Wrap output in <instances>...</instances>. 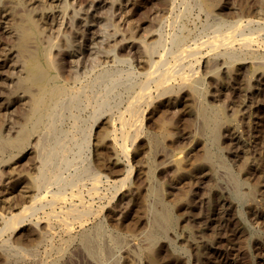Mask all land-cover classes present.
Returning a JSON list of instances; mask_svg holds the SVG:
<instances>
[{
    "label": "rangeland",
    "instance_id": "1",
    "mask_svg": "<svg viewBox=\"0 0 264 264\" xmlns=\"http://www.w3.org/2000/svg\"><path fill=\"white\" fill-rule=\"evenodd\" d=\"M202 1L211 4L210 12L203 7ZM22 3L24 4L21 6L24 7L23 9L19 6L12 7L10 0H0V264H126L127 262V264H145L143 253L149 244L146 239L147 233L152 230L154 215L159 210L154 197L147 192L148 186L151 188L153 186L152 189L155 188V190L163 188L161 196L170 206L183 202L179 213L180 232L179 229L175 235L168 231L163 232L156 244L160 253V264H211L209 260L212 261L211 257L215 252L221 253L222 257L214 260V264H264V141L262 142L264 139V73L255 71L256 73L250 74L251 63L261 62L257 56L264 55V41H262L264 40V30L262 29L264 0H62V2L22 0ZM61 6H64V9ZM25 9L26 11H24ZM27 11L34 15L40 29L45 32L43 41L50 48L48 60L50 62L51 59L49 64L51 71L55 74L56 84L71 92L80 91L79 94H81L84 91L87 97L79 95L82 100L80 97L78 98L77 103L80 105L78 104L79 106L74 109L73 113L70 112L69 106H64L63 111L61 110L62 115H59L57 121L59 122L58 130L60 129L61 143H67L65 148L58 152L73 163L70 166L73 170L69 167L62 168L65 173L63 176L66 179L73 177L72 184L65 188L60 186V189L58 186L49 185L50 187L46 188L48 192L43 189L45 192L41 190V193H29L28 199L29 196L32 199L36 195L34 193H39L38 196L42 197H39L42 204L47 202L46 205L44 204V207L42 204L39 205L15 230L6 229V231L1 216L9 218L10 215L18 213L31 200L23 196L21 191L27 190V186L31 184L30 179L36 177L38 164L41 163L40 160L45 159L51 141L50 135L48 136L44 132L42 134L41 125H37L35 107L20 92L15 93V80L20 76L22 69L21 62L17 63L19 59L13 52L15 36L9 29L10 18L11 15H22ZM248 21H252V23L246 25ZM51 22L54 25H51ZM236 23L246 25L243 33L253 40L255 38L256 44L253 42L254 44L250 47L253 49H249L256 59H252L249 55H243L241 61L229 66L228 63H224L222 56H214L215 53L209 49L207 43L216 35V30L221 24L223 29H228L229 24ZM89 32H93L94 40L89 41L91 37ZM158 34L162 35V38L165 37L163 40L165 44L163 43V48L159 47L158 51L156 49L157 53H154V59L159 56V53L160 55L164 52L168 53L165 57V59L167 58L166 64L173 62L171 54L176 51L171 46L173 44L170 39L173 34L174 36L184 35L182 50L199 46L198 55L201 56L197 55L194 63V58L185 60V68H183V72L189 74L191 72L188 75L199 81V84L196 83L199 97L193 100L186 87L180 86L181 88H179L181 84L179 78H174L176 82L174 80L170 82V85L174 84L172 86L176 89L175 96L172 95L173 99L168 94L163 98L158 96L162 99L157 98L156 92L158 91L154 83L148 82L151 83L149 87L146 82L145 86L146 88L148 86L147 92L152 97L153 103L148 105L149 107L146 104L140 107V111L142 110V132L134 134L130 143L129 141L125 142L129 153V161H127V158L120 153L119 148H115L113 145L112 137L105 134L112 130L117 132L120 127L122 130L121 122L116 121V117L118 118V115L122 114H124V119L128 117L125 112L128 100L134 97L135 92L140 91L139 87L145 81L144 72L148 71L147 66L142 62V43L151 45L158 40ZM203 45L204 47L201 48L200 46ZM88 46L90 49L86 48ZM12 47L13 49H11ZM235 47L237 46L235 45ZM10 52L11 55H9ZM71 54H77V58L70 56ZM197 59L199 60L197 61ZM192 64L194 65L191 66ZM191 67L193 68L191 69ZM230 67L232 70L229 69ZM143 79L144 81H142ZM102 94L108 95L107 105L111 109L105 106L103 114L99 115L98 119V116L95 117L92 107L99 100H96L97 97L100 98ZM203 105L221 109L228 121L224 122L220 128L219 145L216 147L208 139L209 136L201 132V119L197 117L196 110ZM155 106H159L158 112L155 110ZM164 109L166 110L164 111ZM69 112L75 117L77 116L78 126L76 129L72 127L74 126L73 118ZM106 112L109 116L111 114V120L116 121L112 120L115 128L111 129L106 126L107 124L105 125V121L109 118L108 114H105ZM160 124L169 126L168 130L170 128V131L168 140L166 139L163 148L159 150L160 152L158 151L157 155L153 153L154 158L151 155L155 166L157 165V172L152 179L154 182L151 180L152 184H150L147 177L148 152H139L147 146L148 137L158 131ZM121 130L119 133L115 132L118 139L121 136L119 135ZM75 132L77 133L75 134ZM97 132H102L103 135L96 142ZM22 136H25V140L20 143L19 138ZM204 145L207 147L211 145L209 148L215 150L214 154L222 161L215 165L213 172H210L206 165L200 168L197 166L201 163ZM95 146L97 149L103 150L109 159L108 164L106 163L107 165L104 167L93 162ZM77 154L79 156L76 157ZM175 160H182L187 164L186 173L176 174L172 166ZM247 166H250V169ZM78 167L83 168L87 173ZM240 167L242 168L240 169ZM128 168L133 170L130 180L122 187L118 185L121 188L113 186L112 181L122 178ZM96 172L101 178L97 183V190L94 192L91 190V186L92 178ZM88 180L90 181L88 182ZM54 187H57L59 191ZM115 188L119 191L116 192ZM253 189L255 190L252 192V196L248 195V192ZM237 191L244 195V200H238L235 197ZM43 193L45 197L41 195ZM51 193L65 198L62 197L58 202L55 201L54 205ZM61 196L59 197L61 198ZM7 198L10 201H7ZM251 201L254 207L252 206L251 211H248L246 205ZM75 208H80L78 211L81 212L87 208L89 214L92 213L76 218L68 216ZM67 209H70L71 212ZM66 228L70 230L68 231ZM187 232L191 233L193 240L186 237L188 236ZM178 234L179 236H177ZM186 238H188V242ZM183 239L184 243H181ZM3 242L4 244H2ZM5 244L9 246L7 245L6 248ZM1 247H3L2 250ZM10 247L13 248L8 249ZM94 248L95 250H93ZM195 249L200 251V258L195 257ZM205 250H208L209 254ZM5 251L11 256L8 260L5 258ZM174 255L180 256V258L175 259L177 257Z\"/></svg>",
    "mask_w": 264,
    "mask_h": 264
},
{
    "label": "bare ground",
    "instance_id": "2",
    "mask_svg": "<svg viewBox=\"0 0 264 264\" xmlns=\"http://www.w3.org/2000/svg\"><path fill=\"white\" fill-rule=\"evenodd\" d=\"M11 1V5H13L12 7H15L16 8V6H19V7H21V6H23L24 4H25V2H24V4L22 3V0H10ZM50 1H52V2H56V1H59V2H62V0H50ZM73 1V0H72ZM107 1V0H106ZM117 1H120V0H117ZM111 2H113V1H111ZM29 3V2H28ZM114 3V2H113ZM23 4V5H22ZM48 4V3H47ZM50 4H51V2H50ZM98 4V3H97ZM38 5V4H37ZM36 5V6H37ZM49 5V4H48ZM64 5V4H63ZM202 5H203V7L208 11V12H210L211 11V4H208V3H206V2H203L202 1ZM51 6V5H50ZM59 6V5H58ZM107 6H109V5H107ZM121 6V5H120ZM52 7V6H51ZM62 7V6H61ZM64 7V6H63ZM62 7V8H63ZM18 8V7H17ZM22 8V7H21ZM24 8V7H23ZM22 8V9H23ZM47 8V7H46ZM111 8V7H110ZM186 8V7H185ZM9 9V8H8ZM13 9V8H12ZM29 9V8H28ZM39 9V8H38ZM37 9V10H38ZM59 9V8H58ZM64 9V8H63ZM91 9V8H90ZM120 9V8H119ZM62 10V9H61ZM89 10V9H88ZM98 10V9H97ZM121 10V9H120ZM173 10V9H172ZM12 11V10H11ZM24 11H26V9L24 10ZM42 11H44V10H42ZM71 11V10H70ZM112 11V10H111ZM125 11V10H124ZM41 12V11H40ZM39 12V13H40ZM179 12V11H178ZM177 12V13H178ZM182 12V11H181ZM38 13V12H37ZM55 13V12H54ZM61 13V12H60ZM206 13V12H205ZM12 14V13H11ZM123 14V13H122ZM132 14V13H131ZM113 15V14H112ZM124 15V14H123ZM119 16V15H118ZM125 16V15H124ZM127 16V15H126ZM131 16V15H130ZM174 16V15H173ZM7 17V16H6ZM55 17V16H54ZM54 17H53V19H54ZM58 17H59V15H58ZM85 17V16H84ZM115 17H116V15H115ZM40 18V17H39ZM62 18V17H61ZM81 19V18H80ZM10 20H11V24H10V27H9V29L11 30V32L14 34V36H15V44H14V50H13V52H15V55L18 57L17 59H19V60H17V63H19V62H21L20 64V66H21V69H22V72H21V74H20V76L17 78V80H15L16 81V91H15V93L16 92H20V94H22V96L25 98V99H27L29 102H30V104L32 105V106H34L35 107V109L34 110H36V115H37V117H36V120H37V125H41V133L43 134V132H44V134L46 133L48 136L50 135V137H51V141L49 142V150L47 151V153H46V157H45V159L44 160H40L41 161V163L40 164H38L39 165V167H37V175H36V177H33V178H31L30 179V181H31V184L30 185H28L27 187H28V189L27 190H23V191H21V194L23 193V196H25L27 199H28V194L29 193H33V192H39V193H41L40 191L41 190H45L47 187H50L51 185L52 186H58V188L60 187V186H64L63 188H65V186L67 187V186H70V184H72V180H74L73 179V177H70V178H72V179H66L64 176H63V174H65V173H63V171H62V168H70V166H72V162L71 161H68L66 158H65V156L63 155V154H61V153H59L58 152V150H60V149H64L65 148V146L67 145V143H61V138L59 137V130H58V123L59 122H57L58 121V119H59V115L61 114V112L63 111L62 110V108H64V106H66V107H68L69 106V108H70V112L71 113H73V111H74V109L77 107V106H79L80 104L79 103H77L78 101V98L81 96H86L87 97V94H85V92L83 91L81 94H79V92L80 91H75V92H71V91H68L67 89H65V88H62V87H60V86H58L57 84H56V79H55V74L51 71V69H50V62H51V59H50V62H49V57H48V53H49V46L48 45H45V43H44V41H43V39H44V33L45 32H43V30H41L40 29V26L38 25V21H36V19H35V17H34V15L32 14V13H30L29 11H27V12H23V14L22 15H15V16H13V15H11V18H10ZM57 20V19H56ZM62 20V19H61ZM244 20V19H243ZM44 21V20H43ZM46 21V20H45ZM53 21V20H52ZM179 21V20H178ZM89 22V21H88ZM243 22V21H242ZM7 23V22H6ZM52 23V22H51ZM117 23V22H116ZM126 23V22H125ZM224 23V22H223ZM226 23V22H225ZM228 23V22H227ZM246 23V22H245ZM244 23V24H245ZM252 23V21H248V23L246 24V25H250ZM56 24V23H55ZM173 24V23H172ZM178 24V23H177ZM51 25H54V23H52ZM59 25V24H58ZM113 25V24H112ZM115 25V24H114ZM224 25V24H223ZM245 25V26H246ZM6 26V25H5ZM43 26V25H42ZM101 26V25H100ZM116 27H117V25H115ZM114 26V27H115ZM171 26H173V25H171ZM221 26H222V24H221ZM221 26H219L218 28H217V30H216V35L207 43V45L209 46V49H211V51L213 52V53H215V55L214 56H216V57H218V56H222L223 58H222V60L224 61V63H228L229 64V66H232L231 64L232 63H237L238 61H241L242 60V56L244 55V56H246V55H249L252 59H256V56H254L252 53H251V51H250V49H253V48H250L251 47V45L252 44H256V42L254 41L255 40V38H254V40H253V38H251L250 36L249 37H247L244 33H243V29H244V27L245 26H243L241 23L239 24V23H236V24H234V25H230L229 24V26L228 25H226L225 24V26H228V29H223ZM60 27V26H59ZM249 27V26H248ZM49 28V27H48ZM70 28V27H69ZM106 28V27H105ZM109 28V27H108ZM251 28V27H250ZM53 29H55V28H53ZM57 29V28H56ZM181 29V28H180ZM179 29V30H180ZM261 29V28H260ZM262 29L264 30V25H263V27H262ZM8 30V29H7ZM115 30H117L116 28H115ZM186 30V29H185ZM247 30V29H246ZM83 31V30H82ZM89 31H91V30H89ZM108 31V30H107ZM156 31H158V30H156ZM184 31V30H183ZM187 31V30H186ZM249 31V30H248ZM262 31V30H261ZM132 32H133V30H132ZM132 32H131V34H132ZM182 32V31H181ZM253 32V31H252ZM251 32V33H252ZM255 32V31H254ZM257 32V31H256ZM11 33V34H12ZM103 33V32H102ZM101 33V34H102ZM167 33V32H166ZM214 33V32H213ZM259 33H262V32H259ZM10 34V35H11ZM12 34V35H13ZM111 34V33H110ZM160 34V33H159ZM158 34V35H159ZM175 34V33H174ZM174 34L172 35V36H170V37H172L170 40H171V42H172V44L173 45H171L173 48H174V50L176 49V51L175 52H173V54H171V58H172V63L171 64H166V60H167V58L165 59V57H167L166 55L168 54H166L165 52L163 53V54H161L160 55V53H159V56H157L156 57V59H154L155 58V56H154V53L156 52V49H157V51H158V49H159V47H161V48H163L162 46H163V40H165V37H161L160 35L158 36V40L155 42L154 41V43H152L151 45H147V44H145V43H142V54H141V57H142V59H143V63H144V65L145 66H147V68H148V71H146V72H144V76H145V81H144V79L142 80V81H144V83H143V85L141 86V87H139L140 88V91H138V93L137 92H135L134 93V97L131 99L130 98V100H128L129 102L127 103L128 105H127V107H125V112H126V114H127V118L126 119H124L123 118V116H124V114H122L121 116H119L118 115V118L116 117V121H120L121 122V126H122V130H121V127H120V130L122 131L121 132V134H119V135H121L120 136V138L118 139V137H116V134H115V132H114V130H112L111 132H107L105 135L106 136H109V137H112V139H111V141H112V143H113V145L115 146V148L116 147H118L119 148V150H120V153L122 154V155H124V157L125 158H127L126 160L127 161H129L128 160V155H129V153H128V149H127V147L125 146L126 144H125V142L126 141H129V143L133 140V138H134V134H136V133H138V132H142V130H141V117H142V113H141V111H140V107L141 106H143V104L145 105L146 104V106L147 107H149L148 105H151L152 103H153V99H152V97L150 96V94L147 92V89H148V86H147V88H146V86H145V83L147 82H152V83H154V86H155V88H156V90L158 91V92H156L157 93V96H156V94H155V96L157 97V98H159L158 96H162V98L163 97H165L167 94H168V96L169 95H173V96H175L174 95V93H176V89H175V87L174 86H172V85H174V84H172V85H170L171 83V80L173 81L174 80V78H179V80H180V82H181V84L179 85V88H181V87H186L188 90H189V94L191 95V97H192V99L193 100H195V99H197L198 97H199V93H198V91H197V88H196V83L198 82V84H199V81H197L196 79H194V78H192V76H189L190 74H191V72H190V74L189 73H185V72H183V68H185L184 67V65H185V60H187V59H193L194 58V60H193V63H194V61H196L195 59H196V56L199 54V46L198 47H193V48H187V49H184V50H182V48H181V45H182V43H184L183 42V40H184V38H183V36H180V35H175L174 36ZM181 34V33H180ZM215 34V33H214ZM255 34H257V33H255ZM7 35V34H6ZM47 35V34H46ZM89 35H91V37H90V39H89V41L90 40H92L93 39V37H94V34H93V32H89ZM171 35V34H170ZM258 35V34H257ZM103 36H104V34H103ZM115 36V35H114ZM123 36V35H122ZM256 36V35H255ZM259 36H260V34H259ZM258 36V37H259ZM47 37H48V35H47ZM111 37H113V36H111ZM212 37V36H211ZM253 37V36H252ZM264 37V36H263ZM50 38V37H49ZM67 38V37H66ZM261 38V36L259 37V39ZM86 39V38H85ZM105 39V38H104ZM209 39H210V37H209ZM258 39V40H259ZM68 40V39H67ZM87 40V39H86ZM94 40V39H93ZM169 40V41H170ZM205 40V39H204ZM261 40V39H260ZM262 41H264V40H262ZM50 42H52V41H50ZM50 42H49V44H50ZM203 42V41H202ZM254 42V43H253ZM48 43V42H47ZM70 43H72V42H70ZM99 43V42H98ZM205 43V42H204ZM136 44V43H135ZM141 44V43H140ZM165 44V43H164ZM65 45H67V44H65ZM79 45V44H78ZM108 45V44H107ZM109 45H111V44H109ZM117 45V44H116ZM201 45V44H200ZM235 45L237 46V47H235ZM98 46H99V44H98ZM257 46V45H256ZM261 46H262V44H261ZM13 47L11 48V49H13ZM97 47V46H96ZM100 47V46H99ZM114 47V46H113ZM119 47V46H118ZM201 48H203L204 47V45L203 46H200ZM264 47V46H263ZM87 49H90L89 48V46L88 47H86ZM128 48V47H127ZM160 48V49H161ZM181 48V49H180ZM250 48V49H249ZM68 49V48H67ZM105 49V48H104ZM108 49V48H107ZM116 49V48H115ZM169 49V48H168ZM167 49V50H168ZM172 49V48H171ZM264 49V48H263ZM1 50V49H0ZM53 50V49H52ZM59 50V49H58ZM141 50V49H140ZM166 50V51H167ZM174 50H172V51H174ZM202 50V49H201ZM261 50H262V48H261ZM63 51V50H62ZM163 51H164V49H163ZM208 51V50H207ZM111 52V51H110ZM254 52H257V51H254ZM6 53V52H5ZM51 53V52H50ZM108 54H109V52H107ZM112 53V52H111ZM157 53V52H156ZM211 53V52H210ZM212 54V53H211ZM9 55H11V52L9 53ZM13 55V54H12ZM77 54H71L70 56H72V57H76L77 58V56H76ZM158 55V54H157ZM256 55V54H255ZM84 56V55H83ZM96 56V55H95ZM154 56V57H153ZM198 56H201V55H198ZM243 56V57H244ZM89 57V56H88ZM87 57V58H88ZM257 57H259L260 58V60H261V62H252V61H250V59H249V61L250 62H252L251 63V66H250V74H253V73H256L255 71H262L263 73H264V55L263 56H257ZM4 58V57H3ZM107 58V57H106ZM170 58V57H169ZM200 58V57H199ZM215 59V58H214ZM219 59V58H218ZM4 60V59H3ZM199 59H197V61H198ZM201 60H202V58H201ZM260 60H258V61H260ZM10 61V60H9ZM19 61V62H18ZM71 61V60H70ZM78 61V60H77ZM77 61H75V62H77ZM188 61V60H187ZM257 61V60H256ZM12 62V61H11ZM74 62V61H73ZM91 62V61H90ZM117 62H119V61H117ZM122 62V61H121ZM4 63V62H3ZM71 63V62H70ZM105 63V62H104ZM131 63V62H130ZM169 63V62H168ZM217 63V62H216ZM224 63H223V65H224ZM79 64V63H78ZM93 64H94V62H93ZM188 65H190L189 63H187ZM196 64V63H195ZM17 65V64H16ZM76 65V64H75ZM188 65L186 66V68L188 67ZM194 64H192L191 66H193ZM204 65V64H203ZM217 65V64H216ZM18 66V65H17ZM210 66V65H209ZM208 66V67H209ZM228 65H227V67H229ZM234 66V65H233ZM101 67V66H100ZM211 67H212V65H211ZM12 68V67H11ZM77 68V67H76ZM146 68V69H147ZM189 68V67H188ZM188 68H187V71H188ZM193 67H191V69H192ZM20 69V70H21ZM105 69V68H104ZM228 69V68H227ZM230 70H232V67H230L229 68ZM16 70V69H15ZM207 70H208V68H207ZM18 71V70H17ZM116 71V70H115ZM134 71V70H133ZM197 71H199V70H197ZM229 71V70H228ZM238 71V70H237ZM130 72H132V71H130ZM136 72V71H135ZM195 71L193 70V73H194ZM13 73V72H12ZM238 73V72H237ZM119 74V73H118ZM128 74V73H127ZM141 74V73H140ZM189 74V75H188ZM195 74V73H194ZM14 75V74H13ZM19 75V74H18ZM142 75V74H141ZM229 75V74H228ZM231 75V74H230ZM232 75H233V73H232ZM107 76V75H106ZM242 76H243V74H242ZM14 77V76H13ZM113 77V76H112ZM99 78V77H98ZM196 78V77H195ZM203 78V77H202ZM141 79V78H140ZM204 79V78H203ZM235 79V78H234ZM249 79H251V78H249ZM115 80V79H114ZM118 80H120V79H118ZM117 80V81H118ZM123 80H124V78H123ZM200 80V79H199ZM1 81V80H0ZM80 81V80H79ZM78 81V82H79ZM109 81V80H108ZM174 82H176L175 80H174ZM173 82V83H174ZM201 82V81H200ZM15 83V82H14ZM80 83V82H79ZM91 83V82H90ZM114 83H115V81H114ZM246 83V82H245ZM84 84V83H83ZM112 84V83H111ZM118 84V83H117ZM116 84V85H117ZM150 84L151 83H148L147 85H149V87H150ZM247 84V83H246ZM94 85V84H93ZM120 85V84H119ZM122 85V84H121ZM141 85V84H140ZM178 85V84H177ZM239 85V84H238ZM245 85V84H244ZM88 86V85H87ZM96 86V85H95ZM123 86V85H122ZM181 86V87H180ZM250 86V85H249ZM15 87V86H14ZM110 87V86H109ZM198 87H199V85H198ZM118 88H120V87H118ZM138 88V89H139ZM83 89V88H82ZM81 89V90H82ZM108 89H110V88H108ZM178 89V88H177ZM236 89V88H235ZM247 89H248V86H247ZM262 89V88H261ZM71 90V89H70ZM87 90V89H86ZM89 91H90V89H88ZM105 90H107V89H105ZM155 90V89H154ZM155 90V91H156ZM258 90V89H257ZM112 91V90H111ZM116 91V90H115ZM150 91H152V90H150ZM149 91V92H150ZM179 91H181L180 89H179ZM187 91V90H186ZM9 92V91H8ZM14 92V91H13ZM12 92V93H13ZM97 92H99V91H97ZM97 92H96V94H97ZM108 92V91H107ZM178 92V91H177ZM243 92V91H242ZM249 92V91H248ZM109 93V92H108ZM112 93V92H111ZM93 94V93H92ZM99 94V93H98ZM136 94V95H135ZM244 94H246L245 92H244ZM249 94H250V92H249ZM10 95V94H9ZM80 95V96H79ZM152 95V94H151ZM176 95H178V94H176ZM189 95V96H190ZM90 96V95H89ZM92 96V95H91ZM108 96V95H107ZM107 96H104L103 94H102V96L100 95V98L99 97H97V99L96 100H98V101H96L95 99V103H94V105H93V112H94V114H95V117L96 116H98V119H99V115L101 116L102 114H103V109L105 108V106H108L109 107V105H107L108 104V102H109V98L107 97ZM170 96V97H171ZM173 96L171 97V99H173ZM246 96V95H245ZM251 96V95H250ZM80 97V99L82 100V98ZM86 97H85V99H86ZM115 97V96H114ZM114 97H113V99H114ZM119 97V96H118ZM188 97V96H187ZM257 97V96H256ZM90 98V97H89ZM162 98H159V99H162ZM244 98V97H243ZM246 98V97H245ZM248 98V97H247ZM113 99H111V101H113ZM170 99V98H169ZM89 100V99H88ZM200 100V99H199ZM117 101V100H116ZM189 101V100H188ZM25 102H26V100H25ZM79 102H81V101H79ZM89 102H90V100H89ZM193 102V101H192ZM194 102H196V101H194ZM199 102H201V101H199ZM115 103V102H114ZM156 103V102H155ZM154 103V104H155ZM166 103V102H165ZM79 104V105H78ZM256 104V103H255ZM31 105H30V107H31ZM85 105V104H84ZM158 105V104H157ZM246 105V104H245ZM165 106V105H164ZM29 107V106H28ZM84 107V106H83ZM82 107V108H83ZM88 107V106H87ZM107 107V108H108ZM152 107V106H151ZM156 107V106H155ZM170 107H171V104H170ZM243 107V106H242ZM79 108V107H78ZM110 108V107H109ZM108 108V109H109ZM66 109V108H65ZM64 109V110H65ZM111 109V108H110ZM146 109V108H145ZM163 109V108H162ZM161 109V110H162ZM167 109H168V107H167ZM192 109V108H191ZM197 109V108H196ZM245 109V108H244ZM259 109V108H258ZM62 110V111H61ZM78 110V109H77ZM107 110V109H106ZM105 110V111H106ZM157 112L159 111V106H157L156 107V109H155ZM166 109H164V111H165ZM68 111V110H67ZM87 111V110H86ZM108 111V110H107ZM124 111V110H123ZM122 111V112H123ZM191 111V110H190ZM244 111V110H243ZM262 111V110H261ZM69 112V114H71ZM75 112V111H74ZM92 112V113H93ZM122 112H118V113H122ZM33 113V112H32ZM31 113V114H32ZM64 113V112H63ZM108 113H109V111H108ZM107 112L105 113V114H108ZM112 113V112H111ZM117 113V114H118ZM144 113V112H143ZM162 113V112H161ZM192 113H194V112H192ZM114 114V113H113ZM32 115H34V114H32ZM62 115V114H61ZM77 115V114H76ZM196 115H197V117H200V119H201V132L202 133H205V134H207V136H209L208 137V139L212 142V144L216 147V146H218L219 145V133H220V128H221V126H222V124L224 123V122H226L227 120H226V117H225V115H224V113H223V111L221 110V109H219V108H210V107H208V106H205V105H203V106H201V107H199L197 110H196ZM31 116V115H30ZM29 116V117H30ZM70 116H72L71 118H73V125L74 126H72V127H74L75 129H76V127L78 126V120H77V116L75 117V115L73 114H71ZM116 116V115H115ZM93 117H94V115H93ZM108 119L105 121V125L107 126V127H109V128H111L112 129V127H114L113 126V124H112V122L114 121V122H116L115 120H111V118L110 117H112L111 116V114H110V116H109V114H108ZM236 117V116H235ZM60 119H62L61 117H60ZM156 119V118H155ZM158 119V118H157ZM164 119V118H163ZM95 120V119H94ZM152 120V119H151ZM35 121V120H34ZM95 121H97V119L95 120ZM164 121V120H163ZM167 121V120H166ZM88 122V121H87ZM168 122V121H167ZM228 122V121H227ZM27 123V122H26ZM118 123V122H117ZM161 123H162V121H161ZM166 123V122H165ZM120 124V123H119ZM71 125V124H70ZM170 125H171V123H170ZM94 126V125H93ZM168 127L169 126H165V124H160L159 126H158V131L155 133V134H153V135H151V136H149L148 137V142H147V146H145V147H143L141 150H140V152L139 153H145V152H148L147 153V166H148V168H147V177H148V180H149V183L151 182V180L153 179V177L155 176V174H156V172H157V165L155 166V164H154V162H153V160H152V154L153 153H155V155H157V152L160 150V149H162L163 148V146H164V144H165V141H166V139H167V137H168V135H169V131H170V128H169V130H168ZM91 128V127H90ZM115 128V127H114ZM113 128V129H114ZM119 130V131H120ZM141 130V131H140ZM173 130V129H172ZM62 131V130H61ZM68 131V130H67ZM77 131V130H76ZM83 131H84V129H83ZM119 131H117L118 133H119ZM261 131V130H260ZM80 132V131H79ZM91 132H93L92 130H91ZM116 132V133H117ZM199 132V131H198ZM41 133H39V134H41ZM69 133H70V131H69ZM77 132H75V134H76ZM102 132H97L96 133V142L98 141V140H100V137H101V135H103V133L101 134ZM105 133V132H104ZM170 133H172V132H170ZM258 133V132H257ZM262 133V132H261ZM63 134V133H62ZM61 134V135H62ZM80 134V133H79ZM140 134V133H139ZM264 135V134H263ZM47 136V137H48ZM67 136V135H66ZM118 136V135H117ZM135 136H137V135H135ZM200 136V135H199ZM201 136H202V134H201ZM261 136V135H260ZM85 137V136H84ZM90 137V136H89ZM259 137V136H258ZM39 138V137H38ZM75 138V137H74ZM40 139H41V137H40ZM40 139H39V141H40ZM73 139V138H72ZM82 139H84V138H82ZM137 138L135 137V140H136ZM2 140V139H1ZM24 140H25V136H22L21 138H19V141H20V143L21 142H24ZM70 141H71V139H69ZM118 140H120V143H118ZM168 140V139H167ZM170 140V139H169ZM5 141V140H4ZM15 142H16V140H14ZM39 141H37V142H39ZM42 141V140H41ZM44 141V140H43ZM47 141V140H46ZM62 141H65V140H62ZM108 141V140H107ZM205 141V140H204ZM206 141H208L207 139H206ZM264 141V139L262 140V142ZM36 142V144L37 145H39L38 143ZM47 142V143H48ZM68 142V141H67ZM82 142V141H81ZM85 143V142H84ZM99 143V142H98ZM133 143H134V141H133ZM238 143V142H237ZM259 143V142H258ZM2 144V143H1ZM8 144V143H7ZM11 144V143H10ZM10 144H8V145H10ZM14 144H16V143H14ZM88 144H89V142H88ZM87 144V145H88ZM206 144V143H205ZM211 144V145H212ZM235 144V143H234ZM240 144V143H239ZM256 144H257V142H256ZM255 144V145H256ZM264 144V143H263ZM3 145H5V144H3ZM11 145H13V144H11ZM109 145V144H108ZM143 145V144H142ZM145 145V144H144ZM210 145V146H211ZM107 146V145H106ZM113 146V147H114ZM209 146V147H210ZM15 147H16V145H15ZM15 147H13V148H15ZM26 147V146H25ZM96 147V146H95ZM104 147V146H103ZM209 147H207L206 145H204V148H203V154H202V159H201V163L200 164H198L197 166L200 168V167H202V166H204V165H206L208 168H209V171L210 172H213L214 170V168H215V165H217V163H222V161L220 160V158L216 155V154H214L215 152H213V151H215V150H212V148H209ZM240 147V146H239ZM254 147V146H253ZM40 148V147H39ZM67 148V150H69L68 149V147H66ZM245 148V147H244ZM251 148V147H250ZM18 149V148H17ZM106 149V148H105ZM110 149V148H109ZM219 149V148H218ZM66 150V149H65ZM89 150H90V148H89ZM94 150V149H93ZM118 150V151H119ZM217 150V149H216ZM44 151V150H43ZM60 151H62V150H60ZM70 151V150H69ZM79 151V150H78ZM112 151V150H111ZM217 151H219V150H217ZM248 151V150H247ZM88 152V151H87ZM160 152V151H159ZM158 152V153H159ZM163 152V151H162ZM180 152V151H179ZM236 152V151H235ZM255 152V151H254ZM45 153V152H44ZM94 159H93V162L95 163V164H97V165H102V167H104V166H106L107 164H108V160L109 159H107V156H106V153H104V151L103 150H99V149H97V147L95 148V150H94ZM202 153V152H201ZM42 154V153H41ZM74 154H76V153H74ZM248 154V153H247ZM40 155V154H39ZM44 155V154H43ZM108 155V154H107ZM152 155V156H151ZM77 156H79L78 154L76 155V157ZM252 156V155H251ZM40 158H41V156H39ZM44 157V156H43ZM42 157V158H43ZM69 157H72V156H69ZM81 157V156H80ZM88 157H89V155H88ZM108 157H110V156H108ZM153 158H154V156H153ZM166 158V157H165ZM169 158V157H168ZM201 158V157H200ZM193 159V158H192ZM198 159V158H197ZM245 159V158H244ZM78 160H80V159H78ZM77 160V161H78ZM166 160H167V158H166ZM10 161V160H9ZM76 161V160H75ZM170 161V160H169ZM194 161V160H193ZM167 162H168V160H167ZM89 163V162H88ZM88 163H86V164H88ZM107 163V164H106ZM165 163V162H164ZM245 163V162H244ZM248 162H246L245 164H247ZM85 164V165H86ZM129 164V163H128ZM163 164V163H162ZM190 164V166H191V163H189ZM226 164V163H225ZM240 164V163H239ZM249 164V163H248ZM79 165V164H78ZM77 165V166H78ZM84 165V164H83ZM159 165V164H158ZM165 165V164H164ZM186 165L187 164H185L182 160H175L174 162H173V167H174V169H175V171H176V174H180V175H183L184 173H186L187 172V170H186ZM229 165V164H228ZM242 165V164H241ZM76 166V167H77ZM80 167H81V165H79ZM88 166V165H87ZM161 166V165H160ZM189 166V165H188ZM226 166V165H225ZM245 166V165H244ZM256 166V165H255ZM83 167V166H82ZM93 167H94V165H93ZM144 167H146V166H144ZM197 167V168H198ZM247 167H249V169H250V166H247ZM73 168H74V166H73ZM87 168V167H86ZM91 168V167H90ZM98 168H99V166H98ZM101 168V167H100ZM228 168V167H227ZM239 168V167H238ZM242 167H240V169H241ZM245 168V167H244ZM254 168V167H253ZM252 168V169H253ZM70 169H72V168H70ZM76 169V168H75ZM78 169H83V168H79L78 167ZM89 169V168H88ZM87 169V170H88ZM92 169V168H91ZM160 169V168H159ZM168 169V168H167ZM192 169V168H191ZM246 169V168H245ZM73 170V169H72ZM84 170V169H83ZM93 170V169H92ZM217 170V169H216ZM69 171V170H68ZM79 171V170H78ZM86 170H84L83 172H85ZM89 171V170H88ZM198 171V170H197ZM132 172H133V170H132V168H128L126 171H125V173L123 174V176H122V178H117V180H114V181H112L113 182V186L115 185V187L117 186V187H119V186H124L125 184H126V182H128L129 180H130V177L132 176ZM210 172H208V173H210ZM249 172V171H248ZM66 173H67V170H66ZM68 173H70V172H68ZM79 173H80V171H79ZM86 173H87V171H86ZM207 173V174H208ZM74 174V173H73ZM85 174V173H84ZM199 174H202V173H199ZM220 174V173H219ZM70 175V174H69ZM72 175V174H71ZM70 175V176H71ZM79 175V174H78ZM174 175V174H173ZM210 175V174H209ZM208 175V176H209ZM246 175H248V174H246ZM259 175V174H258ZM80 176H82V175H80ZM89 176H91V175H89ZM161 176V175H160ZM218 176V175H217ZM251 176V175H250ZM254 176V175H253ZM69 177V176H68ZM181 177V176H180ZM225 177V176H224ZM227 177V176H226ZM247 177V176H246ZM260 177V176H259ZM76 178V177H75ZM92 178V177H91ZM101 177L99 176V174H97V172L94 174V176H93V178H92V186H91V190L92 191H96L97 190V183H98V181H100L99 179H100ZM227 178H229V177H227ZM0 179H1V177H0ZM90 179V178H89ZM192 179V178H191ZM190 179V180H191ZM231 179H233V178H231ZM71 180V181H70ZM77 180V179H76ZM186 180V179H185ZM1 181V180H0ZM82 181V180H81ZM90 180H88V182H89ZM153 182H154V180H152ZM157 181V180H156ZM155 181V182H156ZM187 181V180H186ZM227 181V180H226ZM75 182H77V181H75ZM87 182V183H88ZM260 182V181H259ZM80 183V182H79ZM82 183V182H81ZM228 183V182H227ZM255 183V182H254ZM150 184H152V183H150ZM181 184V183H180ZM50 185V186H49ZM75 185V184H74ZM99 185V184H98ZM119 185V186H118ZM25 186V185H24ZM83 186V185H82ZM229 187H230V185H228ZM26 187V188H27ZM121 187H119V188H121ZM150 186H148V190H147V192H148V194L149 195H151V196H153L154 197V200H155V202H156V204L158 205V212H156V214L154 215V213H153V215L155 216V219H154V221H153V226H152V230L149 232L148 231V233H147V240H148V242H149V244H148V247H146V249L144 250V253H143V259H144V261H145V264H160V253H159V250H158V248H156V247H158V246H156V244L159 242V240H160V237H161V233H163V232H166V231H168V232H170V233H173V235H175L176 234V231H177V229H179V232H180V230H181V220H180V215H179V213H180V210H181V208H182V203L181 204H177V205H175V206H170L167 202H165V200L162 198V196H161V190L163 189H161V188H158V190L156 189L155 190V188L154 189H152L153 188V186H152V188L150 187ZM184 187V186H183ZM182 187V188H183ZM236 187H237V185H236ZM22 188V187H21ZM25 188V189H26ZM54 188H56V189H58L57 187H54ZM61 188V187H60ZM59 188V189H60ZM74 188V187H73ZM72 188V189H73ZM77 188V187H76ZM175 188V187H174ZM180 188V187H179ZM222 188V187H221ZM59 189L57 190V191H59ZM75 189V188H74ZM43 190V191H44ZM76 190V189H75ZM80 190H81V188H80ZM90 190V191H91ZM115 190H116V192L117 191H119V190H117L116 188H115ZM121 190V189H120ZM175 190H176V188H175ZM236 190H237V188H236ZM236 190H234V191H236ZM255 189H253V190H250V192H248L249 194L248 195H251L252 194V192L254 191ZM45 191H47V189L45 190ZM44 191V192H45ZM48 192V191H47ZM65 192V191H64ZM63 192V193H64ZM67 192V191H66ZM18 193V192H17ZM39 193H34V194H36L32 199H31V196H29V199H31V200H27L28 202V204L27 205H25V206H21L22 207V209L21 210H19V212L18 213H16V214H13V215H10V217L9 218H4L3 216H1L2 218H1V220L4 222V224H3V226H4V230H15L18 226H19V224H22L23 222H25V218L27 217L28 218V216L32 213V212H34L36 209H37V207L39 206V205H41L42 204V201H41V196L39 195L38 196V194ZM50 193V192H49ZM52 194V193H51ZM77 194H78V192H77ZM80 194V193H79ZM173 194V193H172ZM254 194V193H253ZM42 196H44V193L43 194H41ZM46 195H48L47 193H46ZM53 195V198H51L52 199V204H54L55 205V201L56 202H58V200H61L62 199V197H64V196H61V195H58V194H52ZM62 195H64V194H62ZM75 195V194H74ZM81 195V194H80ZM9 196V195H8ZM7 196V197H8ZM18 196V195H17ZM59 196H61V198L59 197ZM235 196V195H234ZM252 196V195H251ZM20 197H21V195H20ZM39 197H41V198H39ZM45 197V196H44ZM51 197V196H50ZM235 197H237V199L238 200H244L245 199V197H244V195L240 192V191H237V194H236V196ZM246 197H248V196H246ZM6 198V197H5ZM65 198V197H64ZM63 198V199H64ZM251 198V197H250ZM8 200L7 201H10L9 200V198H7ZM22 199V198H21ZM51 199H49V200H51ZM6 200V199H5ZM24 200V199H23ZM44 201H45V199H43ZM81 200V199H80ZM79 200V201H80ZM6 201V202H7ZM170 201V200H169ZM233 201V200H232ZM247 201V200H246ZM24 202V201H23ZM81 202V201H80ZM224 202V201H223ZM241 202V201H240ZM47 203V202H46ZM46 203H44L45 205H46ZM244 203V202H243ZM14 204V203H13ZM44 204H42L43 205V207H44ZM54 205H52L53 206V208H55L54 207ZM70 205V204H69ZM82 205V204H81ZM80 205V206H81ZM13 206V205H12ZM51 206V207H52ZM247 210L248 211H251V209H252V206H253V202L251 201L250 203H248L247 202ZM47 207V206H46ZM64 207V206H63ZM77 207V206H76ZM149 207V206H148ZM224 207V206H223ZM254 207V206H253ZM49 208V207H48ZM68 208H70V207H68ZM88 208H89V206H88ZM227 208V207H226ZM72 209H74V208H72ZM80 209V208H79ZM79 209H76L75 208V210H72V212H71V210L70 209H67V210H70V214H68V216L69 215H71V217H80L81 215H85V216H87V215H90L92 212H90V214H89V210L86 208L85 209V211L83 212H81V211H78ZM186 209V208H185ZM216 209V208H215ZM39 210V209H38ZM64 210H65V208H64ZM91 211V210H90ZM191 211V210H190ZM240 211V210H239ZM51 212V211H50ZM59 212H60V210H59ZM58 212V213H59ZM65 212V211H64ZM67 212V211H66ZM182 212V211H181ZM186 212V211H185ZM36 213V212H35ZM43 213V212H42ZM62 213V212H61ZM241 213V212H240ZM48 215V214H47ZM51 215V214H50ZM54 215V214H53ZM52 215V216H53ZM56 215V214H55ZM260 215V214H259ZM37 216V215H36ZM220 216V215H219ZM89 217V216H88ZM242 217V216H241ZM30 218H31V216H30ZM37 218V217H36ZM36 218H35V220H36ZM46 218V217H45ZM48 218V217H47ZM50 218V217H49ZM62 218V217H61ZM85 218V217H84ZM56 219V218H55ZM49 220V219H48ZM48 220H46V221H48ZM63 220V219H62ZM66 220V219H65ZM252 220H254V219H252ZM39 221H41V220H39ZM58 221V220H57ZM72 221V220H71ZM74 221V220H73ZM187 221V220H186ZM61 222H63V221H61ZM66 222V221H65ZM78 222V221H77ZM234 222V221H233ZM30 223V222H29ZM58 223V222H57ZM72 223V222H71ZM198 223V222H197ZM70 224V223H69ZM209 225V224H208ZM47 226V225H46ZM236 226V225H235ZM51 227V226H50ZM53 227V226H52ZM179 227V228H178ZM234 227V226H233ZM62 228V227H61ZM69 228H71V227H69ZM51 229V228H50ZM234 229V228H233ZM232 229V230H233ZM3 230V231H4ZM6 230V231H7ZM53 230V229H52ZM66 230H70V229H67L66 228ZM216 230V229H215ZM2 231V232H3ZM5 231V232H6ZM46 231V230H45ZM234 232V231H233ZM196 233V232H195ZM191 234V233H190ZM189 234V232H187V235L188 236H186V237H188L189 239L191 238V235ZM146 235V234H145ZM164 235V234H163ZM168 235V234H167ZM217 235V234H216ZM230 235V234H229ZM160 236V237H159ZM166 236V235H165ZM169 236V235H168ZM177 236H179V234L177 235ZM95 237V236H94ZM93 237V238H94ZM162 237H164V236H162ZM188 238H186L187 239V242H188ZM193 238V237H192ZM191 238V239H192ZM89 239V238H88ZM193 240V239H192ZM242 240V239H241ZM168 241V240H167ZM235 241V240H234ZM88 242V241H87ZM112 242V241H111ZM204 242V241H203ZM6 243V242H5ZM8 243V242H7ZM86 243V242H85ZM181 243H184V239L182 240V242ZM2 244H4V242L2 243ZM200 244V243H199ZM8 245V244H7ZM6 244H5V247L7 246ZM180 245V244H179ZM226 245V244H225ZM9 246V245H8ZM7 246V247H8ZM85 246V245H84ZM192 246V245H191ZM193 246H195V245H193ZM6 247V248H7ZM2 248L3 247H1V250H2ZM13 248V247H12ZM11 247L10 248H8V249H12ZM85 248H87V247H85ZM102 248V247H101ZM108 248V247H107ZM206 248V247H205ZM7 249V250H8ZM96 249H97V247H96ZM3 250H6V249H3ZM93 250H95V248L93 249ZM23 251V250H22ZM195 251V257L196 258H200V251L199 250H197V249H195L194 250ZM206 251V250H205ZM208 251V250H207ZM206 251V252H207ZM1 252V251H0ZM6 252V251H5ZM11 252V251H10ZM24 252V251H23ZM205 252V253H206ZM223 252V251H222ZM208 253V252H207ZM4 254V253H3ZM23 254V253H22ZM138 254V253H137ZM140 254V253H139ZM209 254V253H208ZM224 254V253H223ZM12 255V254H11ZM20 255V254H19ZM127 255V254H126ZM24 256H26V255H24ZM182 256V255H181ZM189 256V255H188ZM203 256V255H202ZM204 256H206V255H204ZM212 256V255H211ZM10 254L8 253V252H6L5 253V258H6V260H8V259H10ZM174 257H177V258H175V259H179L180 258V256H175L174 255ZM219 257H222V254L221 253H219V252H215V253H213V256L211 257L212 258V261L211 260H209L210 262H211V264H214L215 263V261L214 260H217ZM3 258V257H2ZM22 258V257H21ZM140 258V257H139ZM182 258V257H181ZM125 259V258H124ZM45 261V260H44ZM125 261V260H124ZM203 261V260H202ZM133 262V261H132ZM136 262V261H135ZM208 262V261H207ZM128 263V262H127ZM126 263V264H127ZM130 263V262H129ZM194 263V262H193ZM205 263V262H204ZM7 264V263H6ZM125 264V263H124ZM174 264V263H173Z\"/></svg>",
    "mask_w": 264,
    "mask_h": 264
}]
</instances>
